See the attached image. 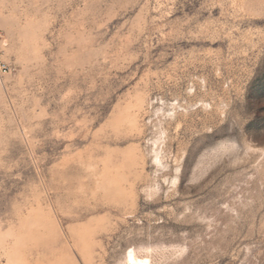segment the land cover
Instances as JSON below:
<instances>
[{
  "label": "rangeland",
  "instance_id": "rangeland-1",
  "mask_svg": "<svg viewBox=\"0 0 264 264\" xmlns=\"http://www.w3.org/2000/svg\"><path fill=\"white\" fill-rule=\"evenodd\" d=\"M0 264H264V0H0Z\"/></svg>",
  "mask_w": 264,
  "mask_h": 264
},
{
  "label": "bare ground",
  "instance_id": "bare-ground-1",
  "mask_svg": "<svg viewBox=\"0 0 264 264\" xmlns=\"http://www.w3.org/2000/svg\"><path fill=\"white\" fill-rule=\"evenodd\" d=\"M127 264H150V260L147 257H140L135 249L130 250L127 255Z\"/></svg>",
  "mask_w": 264,
  "mask_h": 264
},
{
  "label": "built area",
  "instance_id": "built-area-1",
  "mask_svg": "<svg viewBox=\"0 0 264 264\" xmlns=\"http://www.w3.org/2000/svg\"><path fill=\"white\" fill-rule=\"evenodd\" d=\"M2 38L0 33V39ZM11 71L10 64L8 61L4 58V55L2 51L0 50V77L3 75L9 73Z\"/></svg>",
  "mask_w": 264,
  "mask_h": 264
}]
</instances>
